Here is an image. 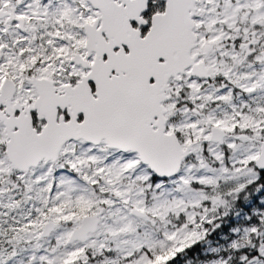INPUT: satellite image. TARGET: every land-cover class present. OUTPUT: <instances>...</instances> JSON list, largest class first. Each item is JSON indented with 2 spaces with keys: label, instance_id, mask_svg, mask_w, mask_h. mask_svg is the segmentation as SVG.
Wrapping results in <instances>:
<instances>
[{
  "label": "rangeland",
  "instance_id": "rangeland-1",
  "mask_svg": "<svg viewBox=\"0 0 264 264\" xmlns=\"http://www.w3.org/2000/svg\"><path fill=\"white\" fill-rule=\"evenodd\" d=\"M0 5L25 21L21 30L0 22V82H14V98L33 100L31 73L73 84L84 71L70 58L83 55L80 27L95 15L87 2ZM193 22L211 80L185 73L167 82L166 129L193 146L176 175L158 179L135 153L83 141L66 142L53 162L23 174L4 155L0 123V264H166L194 243L198 258L171 264H264V195L240 194L259 175L253 161L264 140V65L257 55L242 62L245 44L250 54L264 49V0H198ZM212 126L227 134L222 145L209 140ZM99 211L96 232L68 244L80 219ZM47 221L55 227L39 238Z\"/></svg>",
  "mask_w": 264,
  "mask_h": 264
},
{
  "label": "water",
  "instance_id": "water-1",
  "mask_svg": "<svg viewBox=\"0 0 264 264\" xmlns=\"http://www.w3.org/2000/svg\"><path fill=\"white\" fill-rule=\"evenodd\" d=\"M87 1L100 10L102 22L111 25L119 20L127 23L129 19L138 20L147 3V0ZM163 1L164 11L151 17L150 28L142 39L136 36L118 38L119 34L102 25L98 31L104 30L105 35L109 39L114 36V40L106 44L99 36L100 42L110 49L123 44L128 52L119 48L116 53L107 54L105 61L98 58L94 64L88 65L89 72L75 86L63 85L54 92L53 81L34 76L26 78L36 90L37 97L31 105L21 109L17 102L10 105L16 90L13 81L9 78L3 80L0 105L4 108L0 110V121L7 137L4 153L14 169L27 173L41 161L53 162L64 143L72 140L93 145L103 141L108 148L135 152L139 161L161 180L179 172L182 162L192 153V143L181 147L173 132L165 131L162 104L169 98L164 93L168 80L182 74L190 60L195 58L189 53L196 42L192 21L196 0ZM18 20L21 23V19ZM125 26L132 31L129 25ZM101 43H98L100 51L103 49ZM261 59L264 61V51ZM72 61L79 64L76 58ZM111 71L114 74L108 79L107 74ZM191 74L199 79L208 77L206 69L200 70L199 65L192 66ZM88 81L94 84L93 92ZM58 109L65 111L67 121L62 120L61 114L56 122ZM15 110L19 111L17 116L13 114ZM33 110H36L38 119L45 121L40 132L31 124L30 111ZM78 115H81L79 121ZM224 136L225 132L219 127L210 128V141L222 144ZM253 164L258 171L264 172V140L259 144ZM101 213L83 216L71 229L67 243L85 242L89 234L96 232ZM130 213L139 218L145 216L134 207ZM54 227L52 221L45 222L39 238L48 236Z\"/></svg>",
  "mask_w": 264,
  "mask_h": 264
},
{
  "label": "flooded vegetation",
  "instance_id": "flooded-vegetation-1",
  "mask_svg": "<svg viewBox=\"0 0 264 264\" xmlns=\"http://www.w3.org/2000/svg\"><path fill=\"white\" fill-rule=\"evenodd\" d=\"M1 1V0H0ZM66 2H69V1H73V0H64ZM87 2V4L94 10L95 12V15L93 16V18L91 20H87V21H84L82 23V26L80 27L81 29V32L83 33V38H84V53L83 55H79L78 53H73L72 54V57L70 58V61L74 64V62L72 61V58H76L78 59L79 61V64H75L77 66H79L80 68L83 69V73H81L79 76H78V79L74 81L73 84H70V83H65V84H58L57 83V80L55 78H51V77H44V76H35L33 75L32 73L29 74L28 77H25V81H26V78H30L32 76L36 77V78H45V79H48L50 81H53V90L54 92H57L58 90H60L62 88L63 85H71V86H75L76 83L78 81L81 80L82 77H84L85 75H87V73L89 72V67L88 65H92L95 63V61L100 58L102 61H105L106 58H107V54H110V53H116L117 50H119V48L122 49V51L124 53H127L128 50H127V47L123 44H119L117 47L114 46L112 47L111 49L109 48V46L103 44L100 42L99 40V36L104 40V42L107 44L109 42V40H114V36L110 37V39L105 35V31L104 30H101V31H98V29L103 25L105 28H107L108 31L114 33V34H119V37L118 38H121V36H125V37H130V36H133V37H137L139 39H142L145 37V34L148 32L149 28H150V22H151V17L155 14H158V13H162L164 11V6H165V1L163 0H147V3H146V9L145 11L141 12L139 15H138V20H135V19H129L128 20V23L127 22H124V25H129V28L133 31H130L129 29H127L126 31L125 30H113L111 31L110 28L112 27L111 24H107L105 22H102L101 20V12L99 9H96L95 7H93L87 0H85ZM117 3L118 1L115 0ZM197 2L198 0H196L194 2V5L196 7L197 5ZM71 3V2H70ZM3 12H5V14L3 15ZM195 12H196V9H195ZM0 15H3L2 17H0V22H4V23H7V24H11V23H16L17 25V29L21 30L25 24V21L22 17L20 16H17V15H14L8 7H3L2 5H0ZM195 15V13H194ZM193 15V17H194ZM193 17H192V21H193ZM7 19L9 21H7ZM18 19H21V23H19L20 21ZM193 29H194V22H193ZM67 30V28H66ZM234 30H236V28H234ZM87 32H88V37H89V40L87 39ZM194 32V31H193ZM97 34H98V37H97ZM195 34V32H194ZM196 35V34H195ZM70 37L68 35H64L62 36V40L64 41V43H69ZM234 41H231V43H233ZM98 43H101L103 49L100 51L99 48H98ZM250 44H253V39H251L250 41ZM197 45H198V39H197V35H196V42H195V45L194 47L191 49L189 55L190 56H193L195 55V58L194 59H191L190 63H189V66L184 70V72L182 73V75H179L177 76V78H170L168 80V84L170 83H173L174 81L175 82H180L181 78L183 77V75H185V73H188L191 77H194L196 78L197 80H211V77H209V74H208V71H207V68L204 64V61L201 60V59H198L199 57V52H197L196 48H197ZM240 46V43L237 47ZM248 45L245 44L244 47H245V53L243 54V57H242V62H247L249 61V58L250 56H254V55H257L260 57V61L261 63L264 65V61H262L261 59V53L264 51V49L262 50H259L258 52H256L255 50H251V54H250V50L248 49L249 47H247ZM209 48V47H208ZM208 48L205 47L204 48V52H207L208 51ZM240 48V47H239ZM242 49V47L240 48ZM247 55L249 54L248 56H244V55ZM193 65H199V69H206L207 71V74H208V77L207 78H201L199 79L197 76L195 75H192L191 74V71H192V66ZM193 70L196 71V68H193ZM198 70V69H197ZM111 74H114V71H111L110 73L107 74V78L110 77ZM54 77V76H53ZM5 78H8V77H5ZM4 78V79H5ZM1 80L0 82V91H1V84L3 82V80ZM109 79V78H108ZM28 83V82H27ZM88 86L90 87V90L91 92L94 91L95 87H94V84L93 82L91 81H88L87 82ZM28 85L31 87L33 93H34V97H33V100L31 101H27V102H23L21 100H17L14 98V94L12 96V99L10 101V105H13L14 103H18L20 104V107L21 109H23L24 107L26 106H29L33 103V101L35 100V98L37 97V93H36V90L28 83ZM52 86V87H53ZM180 94L182 95L183 97V100L185 99V97L183 96L184 93H182V91H180ZM171 96V94H170ZM186 103V102H185ZM163 105V104H162ZM4 108L3 105H0V110H2ZM167 110V109H166ZM165 110V111H166ZM14 116H17L19 114V111L15 110L14 111ZM62 114V120L65 122L68 120V117L66 116L65 114V111H61L58 109L57 111V117H56V122H58V117ZM30 117H31V124H32V127L37 131V132H40L41 128L45 125V121L43 119H38L37 118V112L36 110H33V111H30ZM164 117L166 118V122H165V131H167L166 129V124H167V116H166V113L164 115ZM81 119V115H78V118L77 120L79 121ZM37 121H40L42 122L41 125H39L37 127L36 123ZM1 123V128H2V131L4 133V136H5V141H4V144H3V152L5 151V142L7 141V137H6V132H5V128L3 126V122L0 121ZM16 128H13V131H15ZM209 133H210V129H209ZM176 138L178 139L177 135L175 133H173ZM209 136V135H208ZM227 137V134L225 133V136L224 138ZM223 138V139H224ZM240 138H243L245 139V136H240ZM71 141V140H70ZM179 141V140H178ZM68 142V141H67ZM101 143H104L103 141ZM180 143V142H179ZM65 144V143H64ZM186 145V144H185ZM222 145V144H221ZM182 147V146H181ZM117 150V149H116ZM192 151H193V146H192ZM258 151H259V146H258ZM131 152V151H130ZM132 153H135V152H132ZM136 154V153H135ZM258 154V152H257ZM5 155V153H4ZM6 157V155H5ZM7 159V157H6ZM8 161V159H7ZM9 162V161H8ZM41 163V162H40ZM39 163V164H40ZM10 164V162H9ZM38 164V165H39ZM11 166V164H10ZM11 168L13 170H16L14 169L12 166ZM18 171V170H16ZM29 171V170H28ZM19 172V171H18ZM259 172H262V171H259ZM23 173V172H21ZM28 173V172H27ZM23 174H26V173H23Z\"/></svg>",
  "mask_w": 264,
  "mask_h": 264
},
{
  "label": "trees",
  "instance_id": "trees-1",
  "mask_svg": "<svg viewBox=\"0 0 264 264\" xmlns=\"http://www.w3.org/2000/svg\"><path fill=\"white\" fill-rule=\"evenodd\" d=\"M252 188H258L259 189V193L261 195H264V172H259V175L257 177V179L251 183L250 185L246 186L243 188V190L240 192V194H244L247 190H251ZM258 197V196H256ZM253 198V201L257 199ZM241 199L239 198L238 202H237V207H239V203H240ZM244 250H247L248 248L246 247H243ZM241 252H245V251H239V253ZM198 258L199 257V245L198 243H194L190 246H188L187 248H185L182 252L180 253H177L176 256H175V259L172 258L171 260H168L166 262V264H171V262L173 260H176L177 258Z\"/></svg>",
  "mask_w": 264,
  "mask_h": 264
},
{
  "label": "bare ground",
  "instance_id": "bare-ground-1",
  "mask_svg": "<svg viewBox=\"0 0 264 264\" xmlns=\"http://www.w3.org/2000/svg\"><path fill=\"white\" fill-rule=\"evenodd\" d=\"M110 30L111 31H113V30H125L126 31L127 29H126V26L124 25V22L119 20L118 22H115V24L112 25ZM141 121H143V120H141Z\"/></svg>",
  "mask_w": 264,
  "mask_h": 264
}]
</instances>
